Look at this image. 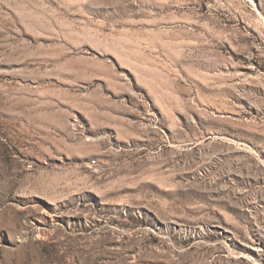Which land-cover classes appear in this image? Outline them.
Segmentation results:
<instances>
[{
  "label": "rangeland",
  "instance_id": "374dc122",
  "mask_svg": "<svg viewBox=\"0 0 264 264\" xmlns=\"http://www.w3.org/2000/svg\"><path fill=\"white\" fill-rule=\"evenodd\" d=\"M0 264H264V0H0Z\"/></svg>",
  "mask_w": 264,
  "mask_h": 264
}]
</instances>
